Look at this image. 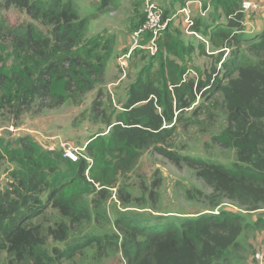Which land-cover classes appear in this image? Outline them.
<instances>
[{"label":"trees","instance_id":"trees-1","mask_svg":"<svg viewBox=\"0 0 264 264\" xmlns=\"http://www.w3.org/2000/svg\"><path fill=\"white\" fill-rule=\"evenodd\" d=\"M0 1L29 20L9 26L0 18V109L20 116L33 106L42 112L68 102L80 105L92 91L102 92L114 44L100 35L89 37L92 17H82L74 0ZM98 1L100 14L121 2ZM243 1L203 4L205 11L213 7L225 18L204 33L213 54L194 37L185 43L170 23L157 38L155 54L142 42L141 51L152 55L151 66L128 87L121 110L103 122L107 131L91 138L77 162L63 151L43 149L32 137L18 139L15 148L0 143V162L16 165L11 187L0 190V254H8L9 264L44 262V238L55 232L44 224L50 208L78 223L94 214L101 218L97 206L92 213L82 198L117 189L145 151L167 142L172 131L164 126L181 120L199 98L210 95H220L227 117L217 141L236 150L238 162L230 168L203 163L199 177L241 212L264 209V28L246 36ZM168 14L165 10V19ZM194 20L192 29L205 36L202 20ZM215 52L219 69L193 67L194 56L214 57ZM244 221L234 211L197 214L175 224L128 215L114 223L119 232L115 245L126 264H221L239 247ZM87 243L102 251L114 244V237L94 234ZM79 246L63 255L72 259Z\"/></svg>","mask_w":264,"mask_h":264},{"label":"rangeland","instance_id":"rangeland-1","mask_svg":"<svg viewBox=\"0 0 264 264\" xmlns=\"http://www.w3.org/2000/svg\"><path fill=\"white\" fill-rule=\"evenodd\" d=\"M74 1L80 6L82 17H92L89 37L100 35L114 44L102 92L92 91L80 105L68 102L58 109L42 112L37 106H33L20 116L10 108L0 109V143L15 148L18 139L32 137L45 150L85 149L93 136L107 131L103 123L105 119L121 110L127 99L128 87L143 69L151 66L150 52L138 50L130 61L127 77L121 80L118 57L133 45L132 33L145 18V0H121L117 9L104 14L98 11V0ZM153 1L163 7V10L167 6L173 7L168 8L171 15L178 10L176 7L181 5L179 2L182 0ZM246 1L252 2L257 8L246 13L245 29L248 33L257 32L264 24V0ZM200 2L205 5L207 0ZM202 4V11H198L197 16L193 15L192 8L191 12L194 19L201 17L204 34L209 28L225 22V18L213 7L204 11ZM0 18L9 26L29 21L26 14L13 7L7 8L1 1ZM172 22L171 29L180 32L183 41L189 43L190 38L182 19L178 16ZM207 51L212 52L213 49ZM246 57L249 62H255L248 52ZM192 64L202 72L210 71L213 66L220 68L217 54L214 57L208 54L194 56ZM190 74L195 75L193 71ZM227 126L225 106L220 95L199 98L192 108L183 113L181 120L164 126L172 131L167 142L145 151L135 169L119 179L117 189L110 190L103 196L95 194L82 198V203L92 213L97 206L101 218L94 214L91 220L78 223L50 208L44 224L55 232L44 238L45 257L42 264H126L115 245L119 235L114 224L116 219L138 215L163 224H175L178 220L197 214L223 211H234L245 216V230L239 239V247L227 262L221 264H259L255 256L258 252L264 254V209L241 212L237 204L215 193L199 177L205 163L228 168L237 164L236 150L223 148L217 141ZM15 169L16 165L8 160L0 162V190L11 187V173ZM60 226L62 231H59ZM94 234L105 238L114 237V244L107 245L102 251L96 244H85ZM76 245L80 246L74 251L72 259L63 255L70 246ZM9 259L7 253L0 254V264H9Z\"/></svg>","mask_w":264,"mask_h":264},{"label":"built area","instance_id":"built-area-1","mask_svg":"<svg viewBox=\"0 0 264 264\" xmlns=\"http://www.w3.org/2000/svg\"><path fill=\"white\" fill-rule=\"evenodd\" d=\"M241 8L243 13L246 14L255 10L257 6L252 2L244 1ZM164 14L165 10H163L162 7H160L157 3L152 0H145L144 23L132 33L133 45L131 46V48L128 51L122 53L118 58V68L121 73V80L125 79L128 75L130 60L132 59L134 52L138 49L141 50L144 48L142 42H147L146 48L151 52L152 55L155 54L158 49L156 46V42L158 36L160 35V32L164 30L174 18H177L180 15L183 17L182 20L184 26L186 27V34L198 39L206 45L207 49H210L208 38L204 37L198 32H195L192 29L195 25V20L194 17H192V12L189 4L185 7H182L177 13L171 15L170 17L168 16V18L166 19L164 18ZM114 85L116 84H113V86ZM83 151L84 149L69 148L65 149L63 152L66 158L70 159L73 162H77ZM214 214L218 215L219 212H216ZM255 258L256 261L259 262V264H264V254L262 252L256 253Z\"/></svg>","mask_w":264,"mask_h":264},{"label":"crops","instance_id":"crops-1","mask_svg":"<svg viewBox=\"0 0 264 264\" xmlns=\"http://www.w3.org/2000/svg\"><path fill=\"white\" fill-rule=\"evenodd\" d=\"M244 1H246V0H244ZM243 1V2H244ZM171 3H172V1H171ZM200 0H182L181 2H179V4H181V5H179L178 7H176V9H178V10H176L175 12H174V14L175 13H177L182 7H185L186 5H188L189 4V6H190V8H192V10H193V15L195 16H197V14H198V11L200 12V11H202L201 10V6H200ZM202 4V3H201ZM200 6V7H199ZM202 7H203V4H202ZM168 8L170 9V8H173V7H168L167 6V9H165V10H167L168 11ZM199 8H200V10H199ZM208 8H210V6H208ZM211 9V8H210ZM204 10V9H203ZM207 11V10H206ZM220 12H221V10H219ZM195 12H197V13H195ZM169 14H168V16L170 15V12H168ZM171 15H173V14H171ZM170 15V16H171ZM169 16V17H170ZM181 19H183V17L180 15L179 16ZM223 18H224V16H222ZM199 19H201V17H199ZM172 22V21H171ZM174 22V21H173ZM172 22V23H173ZM182 22H183V20H182ZM203 22V21H202ZM222 23H224V22H222ZM221 23V24H222ZM183 27H184V23H183ZM264 28V24H263V27H260L259 29H258V31L257 32H253V33H258V32H260L262 29ZM210 30L211 29H209L208 30V33H211L210 32ZM251 35V33H248L247 31H246V35ZM189 36V38H190V42H193L194 41V39H193V37H191L190 35H188ZM204 37H206V36H204ZM206 38H208V37H206ZM209 54H213V53H211V52H208ZM215 54V53H214Z\"/></svg>","mask_w":264,"mask_h":264},{"label":"clouds","instance_id":"clouds-1","mask_svg":"<svg viewBox=\"0 0 264 264\" xmlns=\"http://www.w3.org/2000/svg\"><path fill=\"white\" fill-rule=\"evenodd\" d=\"M205 11V10H204ZM245 24H246V21H245ZM209 52V51H208ZM212 53V52H211ZM216 54V53H215Z\"/></svg>","mask_w":264,"mask_h":264}]
</instances>
